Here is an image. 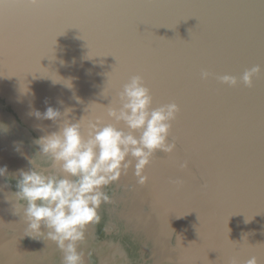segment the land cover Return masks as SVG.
Wrapping results in <instances>:
<instances>
[{
  "label": "water",
  "instance_id": "95a60500",
  "mask_svg": "<svg viewBox=\"0 0 264 264\" xmlns=\"http://www.w3.org/2000/svg\"><path fill=\"white\" fill-rule=\"evenodd\" d=\"M131 75L152 107L178 105L175 149L152 156L146 183L129 168L103 189L84 264H264V0H0V166L58 172L33 143L58 123L34 112L59 109L84 134L114 122ZM16 190L0 177V264H62L55 242L25 235Z\"/></svg>",
  "mask_w": 264,
  "mask_h": 264
},
{
  "label": "clouds",
  "instance_id": "9594fccd",
  "mask_svg": "<svg viewBox=\"0 0 264 264\" xmlns=\"http://www.w3.org/2000/svg\"><path fill=\"white\" fill-rule=\"evenodd\" d=\"M259 71L256 65L245 70L240 79L250 85ZM210 75L206 70L201 72L202 79ZM217 79L229 86L237 84L235 76L226 74ZM118 97L119 107L108 109L114 122L90 123L86 137L78 121L61 119L65 114L59 109L47 106L43 113L34 112L37 118L58 123L56 131L33 141L39 153L51 159L53 169L58 165V172L41 170L32 160L27 170H18V177L9 173L7 165L0 166V177L16 178L14 202L6 201L14 214L22 210L25 235L55 242L63 253L62 264H84L79 245L85 240L86 226L99 220L97 210L102 203L111 202L103 189L127 174L129 168L138 184L146 183L143 173L152 156L175 149V143L169 141L171 124L179 111L175 102L152 107V94L140 75H131ZM0 131H7V126L0 123ZM41 225L46 232L41 231ZM232 264L238 262L233 260ZM245 264H258L257 258L252 256Z\"/></svg>",
  "mask_w": 264,
  "mask_h": 264
},
{
  "label": "snow or ice",
  "instance_id": "6c2138e0",
  "mask_svg": "<svg viewBox=\"0 0 264 264\" xmlns=\"http://www.w3.org/2000/svg\"><path fill=\"white\" fill-rule=\"evenodd\" d=\"M87 132L88 131H85V133H84V135H87ZM234 247H238V246H240V243L239 244H235V245H233Z\"/></svg>",
  "mask_w": 264,
  "mask_h": 264
}]
</instances>
